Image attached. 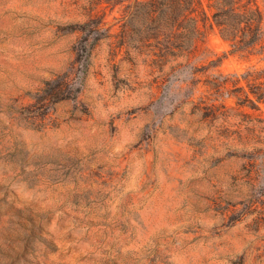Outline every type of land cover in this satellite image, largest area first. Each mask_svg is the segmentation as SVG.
Here are the masks:
<instances>
[{
	"label": "rangeland",
	"instance_id": "1",
	"mask_svg": "<svg viewBox=\"0 0 264 264\" xmlns=\"http://www.w3.org/2000/svg\"><path fill=\"white\" fill-rule=\"evenodd\" d=\"M99 1L0 0V264H264V105L205 85L264 57L184 82Z\"/></svg>",
	"mask_w": 264,
	"mask_h": 264
},
{
	"label": "trees",
	"instance_id": "2",
	"mask_svg": "<svg viewBox=\"0 0 264 264\" xmlns=\"http://www.w3.org/2000/svg\"><path fill=\"white\" fill-rule=\"evenodd\" d=\"M99 3L105 5V15L107 9L123 8L126 21L121 30V47L130 45L127 34L133 32L136 43L133 47L139 56L148 50L155 66L164 68L181 59L168 76L175 75L179 66L181 79L183 76L193 79L200 71L206 73L219 67V63L210 60L208 66H202L203 71L194 63L201 42L214 29L230 45V54L264 57V8L259 0H100ZM242 81L245 87L240 86ZM205 85L217 96L236 98L239 105H243V99L251 108L260 109L264 105V66L253 65L242 75L218 71L210 75ZM242 91L245 98L240 94Z\"/></svg>",
	"mask_w": 264,
	"mask_h": 264
}]
</instances>
